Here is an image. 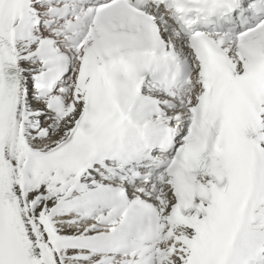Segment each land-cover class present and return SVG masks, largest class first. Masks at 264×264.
<instances>
[{
  "label": "snow or ice",
  "instance_id": "1",
  "mask_svg": "<svg viewBox=\"0 0 264 264\" xmlns=\"http://www.w3.org/2000/svg\"><path fill=\"white\" fill-rule=\"evenodd\" d=\"M0 264H264V0H0Z\"/></svg>",
  "mask_w": 264,
  "mask_h": 264
}]
</instances>
